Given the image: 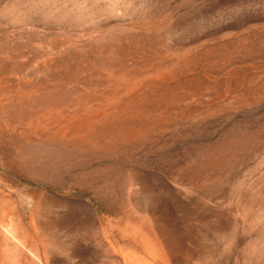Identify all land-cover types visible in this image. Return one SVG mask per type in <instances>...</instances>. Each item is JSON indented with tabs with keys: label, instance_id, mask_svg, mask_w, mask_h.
<instances>
[{
	"label": "rangeland",
	"instance_id": "374dc122",
	"mask_svg": "<svg viewBox=\"0 0 264 264\" xmlns=\"http://www.w3.org/2000/svg\"><path fill=\"white\" fill-rule=\"evenodd\" d=\"M0 264H264V0H0Z\"/></svg>",
	"mask_w": 264,
	"mask_h": 264
}]
</instances>
